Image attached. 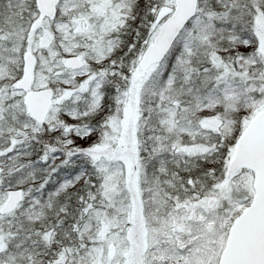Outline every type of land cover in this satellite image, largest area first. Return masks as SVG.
Here are the masks:
<instances>
[{
    "label": "snow or ice",
    "instance_id": "1",
    "mask_svg": "<svg viewBox=\"0 0 264 264\" xmlns=\"http://www.w3.org/2000/svg\"><path fill=\"white\" fill-rule=\"evenodd\" d=\"M0 264H264V0H0Z\"/></svg>",
    "mask_w": 264,
    "mask_h": 264
}]
</instances>
